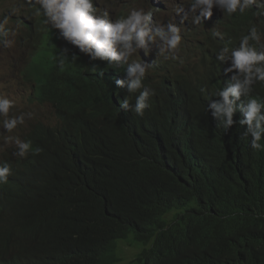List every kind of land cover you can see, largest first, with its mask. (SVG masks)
<instances>
[{
    "label": "trees",
    "instance_id": "obj_1",
    "mask_svg": "<svg viewBox=\"0 0 264 264\" xmlns=\"http://www.w3.org/2000/svg\"><path fill=\"white\" fill-rule=\"evenodd\" d=\"M254 16L217 25L224 33L252 19L264 35V18ZM40 21L22 22L41 33L30 61L47 51L53 60L35 83L29 64L24 71L55 116L24 135L38 153L2 151L11 174L0 184V264H116L131 234L146 246L131 264H264V150L251 147L240 104L227 129L210 107L231 74V59H218L222 34L184 39L174 59L152 55L145 82L154 94L138 116L120 106L138 95L115 83L126 64L71 52ZM253 86L264 99V83Z\"/></svg>",
    "mask_w": 264,
    "mask_h": 264
},
{
    "label": "clouds",
    "instance_id": "obj_2",
    "mask_svg": "<svg viewBox=\"0 0 264 264\" xmlns=\"http://www.w3.org/2000/svg\"><path fill=\"white\" fill-rule=\"evenodd\" d=\"M178 1L176 5L175 0H172L162 25L159 24V17H153L155 10L146 12L144 9H132L123 13L126 15L121 14L113 18L108 10H101L98 5H94V0H26L33 6V16L42 17L43 25L56 29L63 43L70 46L68 48L71 52L80 50L92 60L105 61L113 68L122 63L126 64L125 78L116 80L115 83L120 88H126L130 95H138H135L134 106L130 103V96L122 100L120 106L125 110L131 109L138 116H143L144 110L149 107V98L154 94V90L145 82L152 71L153 63L156 62L152 55L158 60L174 59L181 54L184 39L193 40L202 38L207 33L219 32L222 34L221 40L227 46L219 49L218 59H231V67L226 69L231 74L227 76L222 88L212 92L220 98L210 105L213 115L227 129L234 124V113L240 104L239 110L243 113L240 124L247 125L246 136L251 137V147L257 151L264 150V143H261L264 139V99L252 96L255 92L253 85L257 82L264 83V35L258 32L252 19L239 23L231 22L224 33L217 25V21L222 17H242L253 10L257 20L264 18V0ZM239 29L247 30V33L235 37ZM26 31L22 39L28 41L27 46H31L32 50L24 69L29 64L26 71L34 82L38 79L37 70L47 69L53 57L49 56L46 60L33 58L30 61L31 53L40 42L41 33L37 26L33 32L29 29ZM15 36L16 29L9 26V17L0 18V44L12 47ZM66 61V57L59 60L61 69ZM24 69L23 85L31 89L27 94L28 99L40 109H49L38 103L33 84L26 77ZM46 105L51 104L46 102ZM14 106L13 100L0 95V119L4 117L2 125L8 132L25 122V114L32 116L30 112L9 116ZM49 110L55 116V113ZM37 123L39 122L35 119L32 124ZM5 139L14 141L20 157H25L29 152L40 151L39 148H34L30 140L12 136ZM9 147L0 148V151ZM10 174V165L7 162L0 163V184H6Z\"/></svg>",
    "mask_w": 264,
    "mask_h": 264
},
{
    "label": "rangeland",
    "instance_id": "obj_3",
    "mask_svg": "<svg viewBox=\"0 0 264 264\" xmlns=\"http://www.w3.org/2000/svg\"><path fill=\"white\" fill-rule=\"evenodd\" d=\"M178 2L176 0V5ZM171 3L172 0H94V5H98L101 10H108L113 18H117L132 9H144L146 12L155 10L154 17H159L161 20L159 24L162 25H164L167 18ZM4 16L9 17V26L16 29V36L13 38L15 43L12 47H4L0 44V95L6 96L15 103L9 116H19L22 113L29 112L32 113V116L29 117L25 114V122L19 124L12 132H8L2 125L0 148L16 146L14 141H7L5 137H19L24 140V135L27 134L35 119H37V122L43 121L44 124L51 125L52 117H54L49 109H40L31 103L27 97L31 89L30 87L27 89L23 85L22 72L32 48L27 46L28 41L22 39L23 34H26L27 31L21 22L33 21L35 24L40 25V17L33 16V6L28 4L26 0H0V18ZM57 31L59 32V30ZM47 54L52 56L49 51H47ZM3 119L4 117H2V122ZM3 155L4 153L0 151L1 160L5 159ZM145 248L146 246L137 241L134 234H131L128 239L119 242L117 255L121 261L116 264L133 263Z\"/></svg>",
    "mask_w": 264,
    "mask_h": 264
},
{
    "label": "bare ground",
    "instance_id": "obj_4",
    "mask_svg": "<svg viewBox=\"0 0 264 264\" xmlns=\"http://www.w3.org/2000/svg\"><path fill=\"white\" fill-rule=\"evenodd\" d=\"M175 2H176V0H175ZM160 3V2H159ZM121 79V78H120Z\"/></svg>",
    "mask_w": 264,
    "mask_h": 264
}]
</instances>
